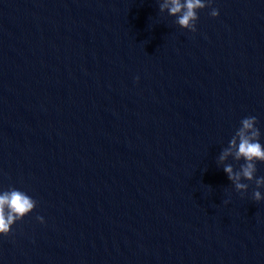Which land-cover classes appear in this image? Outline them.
I'll list each match as a JSON object with an SVG mask.
<instances>
[{"label":"water","instance_id":"95a60500","mask_svg":"<svg viewBox=\"0 0 264 264\" xmlns=\"http://www.w3.org/2000/svg\"><path fill=\"white\" fill-rule=\"evenodd\" d=\"M164 2L0 0V190L37 200L0 264H264V200L219 160L243 117L264 143V0L195 32Z\"/></svg>","mask_w":264,"mask_h":264},{"label":"clouds","instance_id":"9594fccd","mask_svg":"<svg viewBox=\"0 0 264 264\" xmlns=\"http://www.w3.org/2000/svg\"><path fill=\"white\" fill-rule=\"evenodd\" d=\"M214 5V0H165L160 4L161 10L167 9L170 15L176 16V23L185 29L195 32L198 10L211 7L210 15L216 17L219 10ZM135 79H139L136 77ZM258 119L255 115L243 117L239 126L226 147L219 156L224 161L232 155L237 161H242L239 167L234 169L231 164H225L223 171L228 179L232 181L236 190L241 194L247 191L249 185L245 181L254 180L256 188L252 191V199L255 201L264 200V175H256L257 163H264V143L261 142V130L257 126ZM224 203H228L227 200ZM37 200L26 191L16 187H9L0 190V236H7L11 233L13 226L24 217L33 212ZM36 220L45 222L42 215H37Z\"/></svg>","mask_w":264,"mask_h":264}]
</instances>
